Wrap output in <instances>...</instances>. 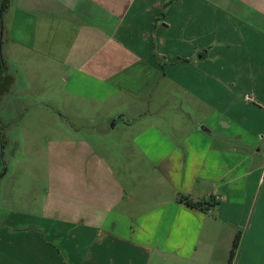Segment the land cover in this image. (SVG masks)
<instances>
[{
    "label": "crops",
    "instance_id": "obj_1",
    "mask_svg": "<svg viewBox=\"0 0 264 264\" xmlns=\"http://www.w3.org/2000/svg\"><path fill=\"white\" fill-rule=\"evenodd\" d=\"M0 18L4 56L46 69L29 131L50 134L0 264H228L238 231L233 264H264V0H10Z\"/></svg>",
    "mask_w": 264,
    "mask_h": 264
},
{
    "label": "rangeland",
    "instance_id": "obj_2",
    "mask_svg": "<svg viewBox=\"0 0 264 264\" xmlns=\"http://www.w3.org/2000/svg\"><path fill=\"white\" fill-rule=\"evenodd\" d=\"M2 35L0 18L1 62L5 75H9L13 82L15 79V85L12 87V83L10 93L4 100L0 98V221L14 220L17 215L16 209L19 210L18 208L24 205L35 212L39 210L40 196L46 190L44 143L50 135L47 132L29 131L31 125L35 124L33 114L40 113L46 108L49 90L42 89L44 84L38 80L39 72L40 75L41 72L44 74L46 69H38L39 72L37 69L27 71L21 63H13L5 57L2 52ZM46 79L50 80L47 76ZM30 80L32 84L28 85ZM41 97L46 98L41 100ZM49 110L50 108L46 109V112ZM55 119L57 125L62 126V130L67 129L68 135L80 136L82 134V131L77 129L79 123H74L71 129L67 127L71 119L67 120L63 116L55 117ZM49 120L47 115L38 118L39 123L48 124ZM114 136H117V133H113L112 138H115ZM11 140H16L18 143H12Z\"/></svg>",
    "mask_w": 264,
    "mask_h": 264
},
{
    "label": "trees",
    "instance_id": "obj_3",
    "mask_svg": "<svg viewBox=\"0 0 264 264\" xmlns=\"http://www.w3.org/2000/svg\"><path fill=\"white\" fill-rule=\"evenodd\" d=\"M9 3H10V0H0V14L1 15H3V13L6 11ZM12 83H13V79L10 76L4 75V70H3V66L1 62V55H0V97L9 91ZM180 201L190 208L201 210V211H208L210 207H213L219 204L218 199L215 196H211L210 202H207L206 204L204 202L194 201L187 196H181ZM242 236H243L242 232L238 231L233 241L228 264L234 263L236 256H237L238 249L241 244Z\"/></svg>",
    "mask_w": 264,
    "mask_h": 264
},
{
    "label": "built area",
    "instance_id": "obj_4",
    "mask_svg": "<svg viewBox=\"0 0 264 264\" xmlns=\"http://www.w3.org/2000/svg\"><path fill=\"white\" fill-rule=\"evenodd\" d=\"M246 99H248V98H246ZM216 197V196H215ZM218 199V198H217Z\"/></svg>",
    "mask_w": 264,
    "mask_h": 264
}]
</instances>
